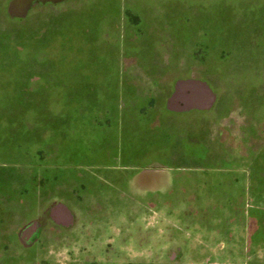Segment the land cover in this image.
Masks as SVG:
<instances>
[{"label":"rangeland","instance_id":"374dc122","mask_svg":"<svg viewBox=\"0 0 264 264\" xmlns=\"http://www.w3.org/2000/svg\"><path fill=\"white\" fill-rule=\"evenodd\" d=\"M258 1L263 0H0V264L235 263L186 259L202 232L189 237L187 230L175 229L171 203L157 210L146 205L150 193L141 195L139 170L130 176L105 155L93 165L100 179L91 217L78 214L69 243L44 244L42 236L37 239L43 218L31 222L36 182L44 185L50 161L37 131L70 124L79 82L97 78L106 92L109 78L123 76L125 70L116 67L125 62L145 66L151 76L161 62H183L199 72L210 61L227 66L237 58L241 29L258 12ZM100 103V115H106L107 101ZM29 131L38 138L30 144ZM71 161V167L88 169L89 164ZM158 174V180L147 176L148 183L162 186L165 200L194 194L199 187L189 178L211 175L172 171L169 189L167 174ZM220 194L217 190L210 204L197 197L200 209L212 207L214 216H227L229 202ZM184 209L180 203L175 215Z\"/></svg>","mask_w":264,"mask_h":264},{"label":"crops","instance_id":"0c3cea01","mask_svg":"<svg viewBox=\"0 0 264 264\" xmlns=\"http://www.w3.org/2000/svg\"><path fill=\"white\" fill-rule=\"evenodd\" d=\"M255 5L258 12L241 29L237 58L227 66L210 61L199 72L183 62H161L151 76L143 71L145 66L125 62L116 67L125 70L123 76L109 78L106 92L97 78L79 82L75 119L37 131L50 158L44 185L36 182L31 222L43 218L37 239L67 244L74 238L70 230L78 214L90 218L93 213L100 179L93 165L105 155L111 166H122L130 176L139 170L141 195L150 193L146 205L157 210L171 203L175 229L187 230L189 237L202 232L195 253H185L186 259L264 262V0ZM105 100L107 113L101 116L100 102ZM28 137L29 144L37 138L30 131ZM71 160L78 166L89 164L88 169L71 167ZM172 171L211 175L189 178L199 187L194 194H173L165 200L162 186L151 187L147 176L158 180V173L165 172L170 189ZM217 190L229 202L224 218L214 216L212 207L200 209L196 200L206 197L210 204ZM180 203L186 209L175 215ZM30 205L25 203L26 208ZM30 224L19 229V237Z\"/></svg>","mask_w":264,"mask_h":264},{"label":"trees","instance_id":"16d2710c","mask_svg":"<svg viewBox=\"0 0 264 264\" xmlns=\"http://www.w3.org/2000/svg\"><path fill=\"white\" fill-rule=\"evenodd\" d=\"M26 190V189H25Z\"/></svg>","mask_w":264,"mask_h":264}]
</instances>
